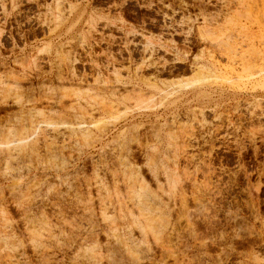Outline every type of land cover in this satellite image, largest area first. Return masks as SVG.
<instances>
[{
    "label": "rangeland",
    "instance_id": "1",
    "mask_svg": "<svg viewBox=\"0 0 264 264\" xmlns=\"http://www.w3.org/2000/svg\"><path fill=\"white\" fill-rule=\"evenodd\" d=\"M0 264H264V0H0Z\"/></svg>",
    "mask_w": 264,
    "mask_h": 264
},
{
    "label": "bare ground",
    "instance_id": "2",
    "mask_svg": "<svg viewBox=\"0 0 264 264\" xmlns=\"http://www.w3.org/2000/svg\"><path fill=\"white\" fill-rule=\"evenodd\" d=\"M55 16H56V15H55ZM60 17H61V16H60ZM60 19H61V18H59V21H60ZM61 20H62V19H61ZM54 21H56V19H55ZM56 22H58V21H56ZM58 23H60V22H58ZM56 26H57V25H56ZM209 32H210V31H209ZM205 34H206V32H205ZM145 46H147V45H145ZM143 49L145 50V48H143ZM147 50H148V49H147ZM151 50H152V49H151ZM144 52H145V51H144ZM149 54H150V53H149ZM148 56H149V55H148ZM208 56H209V55H208ZM195 60H196V58H195ZM155 66H156V65H155ZM214 66H215V65H214ZM207 67H208V66H205V65H197V67L194 66V68L196 69L194 72H195V73L197 72L198 75H199V74H202V73H204V71L207 72V70L209 69V67H208V68H207ZM210 67H211V66H210ZM139 69H140V68H139ZM140 70H141V69H140ZM209 70H210V69H209ZM209 70H208V71H209ZM194 72H193V73H194ZM207 73H208V72H207ZM210 74H211V73H210ZM203 75H204V74H203ZM141 76H142V75H141ZM201 76H202V75H201ZM144 77H145V76H144ZM144 77H143L141 80H139L140 83H138V82H137L138 84H135V83H134V86H137V89L135 88V89H136V90H135V89L133 88V89H134V90H132L133 93H128L129 91L127 92L130 96L132 95V98H130V96L128 97V95L126 94V91L124 92V94H121V95H122V96L124 95L125 97L127 96V98H129V99H127V100H132V99H134L133 97H135V96H133V94L135 95L136 92H137V97H138V98L144 97V96L139 97V96L141 95L142 91H143V85H145V84L150 85V83H151V82H149V81H145V80H143V79H145ZM140 78H141V77H140ZM148 78H149V77H148ZM150 78H151V77H150ZM119 79H120V78H119ZM135 79H136V78H135ZM125 80H126V79H125ZM147 80H148V79H147ZM119 82H120V81H119ZM123 82H124V81H123ZM120 84L122 85L123 83H120ZM151 84H152V85H151V88H154L155 90H157V91H159V92H160V91H163V90L160 89V87H159L158 85L153 84V83H151ZM111 85H112V84H111ZM117 85H118V84H117ZM131 85H133V83L131 84V82H130V86H131ZM124 86H125V84H124ZM113 87H114V86H113ZM121 87H122V86H121ZM148 87H150V86H148ZM116 88L118 89L117 86H116ZM105 89H106V88H105ZM113 89H114V88H113ZM113 89H112V90H113ZM154 89H153V90H154ZM115 90H116V89H115ZM115 90H114V92H115ZM126 90H127V89H126ZM118 91H119V90H118ZM134 91H136V92L134 93ZM110 92H111V91H110ZM112 92H113V91H112ZM114 92H113V93H110V96L113 95ZM130 92H131V91H130ZM103 93H104V92H103ZM116 93H117V92H116ZM116 93H115V94H116ZM118 93H119V92H118ZM108 94H109V92H108ZM115 94H114L113 96H115ZM125 94H126V95H125ZM116 95H117V94H116ZM119 95H120V94H119ZM142 95H143V94H142ZM120 97H121V96H120ZM121 98H122V97H121ZM123 98H124V97H123ZM135 98H136V97H135ZM138 98H137V99H138ZM153 98H154V97H153ZM125 100H126V99H125ZM127 100H126V101H127ZM135 100H136V99H135ZM140 100H142V99H140ZM122 101H123V100H122ZM128 103H129V102H128ZM109 105H110V104H109ZM110 106H111V105H110ZM110 106H109V107H110ZM109 107H108L107 109H109ZM112 107H113V106H112ZM110 109H112V108H110ZM108 112H109V111H108ZM106 113H107V111H106ZM121 132H122V131H121ZM121 132H120V133H121ZM118 134H119V133H118ZM118 134H117V135H118ZM127 189H129V188H127ZM137 189H138V188H137ZM141 189H143V188H141ZM131 190H132V189H131ZM129 191H130V190H129ZM129 191H128V192H129ZM133 191H134V190H133ZM134 192H135V191H134ZM148 194H150V193H148ZM148 194H147L146 189H145V192H143L142 196L140 195V197H143V198H144V201H140V202H139V201L137 200L138 203L140 204V206L138 205L139 207H141V208H142V207H143V208L146 207L147 204H146L145 202L148 201V197H149ZM126 195H127V194H126ZM129 195H130V193H129ZM132 197H133V196H132ZM130 198H131V196H130ZM152 198H154V197H152ZM149 199H150V198H149ZM140 200H141V199H140ZM149 201H150V200H149ZM159 201H160V200H159ZM147 203H148V205H149V202H147ZM136 204H137V203H136ZM151 204H152V203H151ZM120 205H121V204H120ZM134 206H135V205H134ZM149 206H150V205H149ZM121 207H123V206H121ZM152 207H153V206H152ZM123 208H124V207H123ZM135 208H136V207H135ZM141 208H138V207H137V209H140V211H142ZM121 210H122V209H121ZM146 210H147V208L145 209V213H146ZM154 211H155V210H154ZM131 212H133V211H131ZM138 212H139V211H138ZM143 212H144V209H143ZM129 213H130V212H129ZM140 214H141V212H140ZM142 214H143V213H142ZM142 214H141V215H142ZM144 215H145V216H144ZM146 215H148V212H147L146 214H143V217H146V218L148 219L149 217H147ZM182 215H183V214H182ZM139 217H140V216H139ZM146 218H145V219H146ZM151 218H152V214H151ZM131 219H132V218H131ZM147 219H146V220H147ZM146 220H144V221H146ZM138 221H139V220H138ZM152 221H153V220H152ZM139 222H142V224H143V221H139ZM148 222H149V220H148ZM153 222H154V221H153ZM153 222H149V223L146 222V223H147L148 225H149V224H152V226H153V224H154ZM131 223H132V222H131ZM133 224H134V223H133ZM137 224H138V222H137ZM142 224H141V226H142ZM156 224H157V223H156ZM157 225H158V224H157ZM141 226H140V227H141ZM152 226H151V227H152ZM159 226H160V225H159ZM155 227H156V226H155ZM147 228H148V227H147ZM160 228H161V227H160ZM142 229H143V228H142ZM145 229H146V228H145ZM145 229H144V230H145ZM152 229H154V228H152ZM137 230H138V229H137ZM149 230H150V227H149ZM138 231H139V230H138ZM146 231H147V230H146ZM140 232H141V231H140ZM142 233H143V232H142ZM143 234H145V231H144ZM130 236H131V235H130ZM141 237H143V236H141ZM125 241H126V240H125ZM128 242H129V241H128ZM123 248H124V247H123Z\"/></svg>",
    "mask_w": 264,
    "mask_h": 264
}]
</instances>
